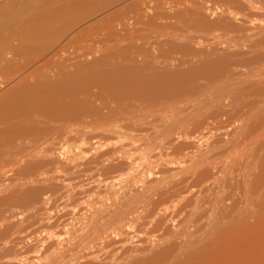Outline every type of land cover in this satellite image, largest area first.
<instances>
[{
  "label": "bare ground",
  "instance_id": "bare-ground-1",
  "mask_svg": "<svg viewBox=\"0 0 264 264\" xmlns=\"http://www.w3.org/2000/svg\"><path fill=\"white\" fill-rule=\"evenodd\" d=\"M79 1L80 0H52V2L47 1V5L44 2L43 4L42 2L38 3L41 4L40 8L38 7L39 10L42 7H46L44 9L42 8V12H37V10L29 11L31 15L36 12L37 14L39 13V16L32 20V24L28 25L30 27L26 25L29 23L27 20L28 23L23 22L24 20L21 21L22 23L20 22V24L23 26L25 24V26H20L21 28L18 30L19 33L20 31L22 32L20 35L16 32L17 30L15 31L19 35L17 42L22 39L21 36L27 27L28 29H26V33H24L26 37L23 35V38L27 39L29 37V41L32 38H30L31 35H34L32 38L33 41L34 37L36 39L38 37L40 38L38 35L48 36L47 38L43 37L45 41L48 39V45L54 44V42L52 43L49 40L50 36L61 41L63 37L60 39L61 37L59 35L61 33L59 25L64 19L66 11L69 12L71 9L73 11L67 12L69 15L65 18L67 20H63L65 24L71 21L70 25L72 26V22L75 23V21L68 20L69 17L73 19L72 13L75 14L78 12L79 17H82L81 19L85 21V15L87 16L88 12L90 14L93 10L90 5L92 9L84 7L83 0L80 1L82 7L74 4L76 2L79 3ZM90 1L91 0L88 2ZM93 1L91 2L93 3ZM159 1L155 0L158 4H154L155 2L152 3L151 1L154 9V5L158 6L159 3L162 2V0L161 2ZM191 1V6L188 5L190 8L194 4V1L190 0V2ZM58 2H60V4ZM107 2L106 0V3ZM130 2L127 4L132 3ZM148 2H150V0ZM206 2H212V0H206ZM214 2L222 6L221 8L219 7L220 10L218 8L217 18L210 21V19H208V14L216 16V12L213 9L205 7H208V5L211 6V4L213 5ZM214 2L202 7V9H207L206 11L196 10L197 8L193 10V7L192 9L185 10L186 5H184V7L181 5V8H179L180 6L177 7L180 11H182V8H185L183 12L174 14L172 12L173 10L170 8L172 16L176 17L175 20L185 21L186 24L189 23L188 28L189 26H194L202 31L203 29H207V31L209 29L212 31L216 29L219 32L217 36H214L211 41H208L205 45H199V47L193 49L197 52L194 61L189 58L184 62V64H187L186 67L189 65V70L190 64L194 66L195 63L199 64L208 61L204 65L202 64L203 66L200 65L202 67L196 68L197 66H195L196 69L191 68L189 72H185L179 68V72L181 70L185 73H179L177 76L175 74L164 75L166 73H159L160 76L142 77L135 70H132L134 67H137L136 64L133 68L130 67V70H127L126 67V71L121 70V72L119 70L120 73L118 74H113L111 72L107 73L108 71L105 72L107 68L110 71L109 66L106 65L105 67L107 68L105 70L101 68L103 65L100 66V70H103L102 72L107 74L99 72V70H97L98 72L94 71V74L90 71V74L95 76L96 73H98L97 77L100 73L103 74L104 77H100L102 78L100 80L111 90H113L114 87L116 89V85L119 82H121L120 85L124 82V87L129 86L132 95L137 99H152L158 101L160 96L165 95L172 99H169L170 102H161V100L158 104L156 103L157 101H154L156 104H151L147 103L149 101L142 103L139 100L130 101L129 104H124V106L112 105L110 107H105L103 104L104 102L95 101L97 98L93 100L91 96L89 100H93L94 102H88L86 98L79 97L80 92L82 93L83 91L82 89L91 81L87 78L86 72V78L81 77L80 79H76L74 77L75 79H73L70 77H62L63 79L60 80L61 77H59L58 81L45 82L46 80H44V77H48L49 75L47 76L45 73L46 75L43 77L44 73L42 74L41 70L37 69L38 74L35 73L34 75L32 73H26L25 70L23 72L22 68H20L22 71L18 68L19 70H17L18 72L16 73L20 74L19 71H21L23 74L21 73L22 75L18 78L16 76L17 79H15V81L13 80V82L6 84L8 81L6 82L4 79L3 81L0 80L2 81L0 84V208H4V205H10V203L14 204L15 202L16 205H18L17 202L31 204V206L26 208L22 207L20 210L18 208L14 209V207H12V209H10L11 207L9 208L11 211L9 209L7 211L4 210V212L6 211L7 213L8 211H18V214H16L17 216L13 215L14 219L12 222H16L14 225L8 226L9 222H7L8 224L4 222V218L2 219L3 216L0 218L2 219L0 220V227L3 229L0 231V238L5 237L4 239H0V249L11 251L13 249L12 247L19 248V245L21 246L22 244L15 241V238L19 235V230L22 231V229L28 227L29 223V225H31V223H35L36 220L39 221V224L42 222H46L47 224L56 220L60 222H57V224L55 223L49 229L45 228V234L43 235H46V237L42 239L41 247H34L32 249L33 252L37 254L44 250L46 253L43 252V256L41 255L42 257L36 258L35 256V258H31V256V259H26V255L25 258L20 257L18 261L16 259L17 256H15L16 258H13L14 262L16 259L18 264L264 263V251L258 252L255 255V250L253 252L254 255L252 252L250 253L252 256L248 253L253 248L252 244H255L253 239L256 238V236L257 238L260 237V239L262 237L264 240V23L260 24L261 22L259 20H261V18L258 20V23L260 22L259 24L256 22L258 17L264 18V0H215ZM106 3H104L103 6ZM187 3H189V1H187ZM216 3L213 7H215ZM113 4L114 2L109 5L114 7L115 5ZM87 5L88 3L85 6ZM150 5L151 4H148L147 7L149 8ZM32 6L34 7L35 5ZM106 6L107 10L108 7L112 8L108 5ZM193 6H195V4ZM74 7L79 11L76 10V12H74ZM80 7L83 9L82 12H85V15L80 12ZM144 7H142V9ZM86 8L87 10L89 9V11L86 10V12ZM99 8L100 10L104 9L101 7ZM174 8L177 10L176 5ZM97 9L95 10L99 12L100 10ZM19 10L22 11L21 8ZM95 10L93 11L94 13L96 12ZM148 10H145V12H151V10ZM219 11L220 13H218ZM79 12L83 14L84 17L83 15L81 16ZM120 12L123 13V9ZM156 12L159 13L157 10L155 13ZM25 13L29 14L28 12ZM137 13L139 16L142 12L140 13V11H137ZM252 13H254L255 16H252L254 15ZM97 14L98 13H96V15ZM131 14H133V12ZM131 14H129L128 17H131ZM159 14L162 15L161 12ZM256 14H258V16ZM75 15L74 17L78 16ZM90 15L88 16L90 17ZM133 15H135V18L138 17L136 13ZM155 16L156 15H154V17ZM105 17L104 19L106 20L107 18ZM164 18H167V16ZM19 19L21 18H18L16 22H18ZM146 19H148L147 23H149V19L154 18L147 17ZM160 19L161 18L158 20ZM171 19L173 18L171 17ZM154 20H156V18ZM79 21V25L81 26L80 23L82 20L79 19ZM104 21L101 23V26L105 23L104 26H106L107 30L108 24L111 25L110 22L113 23V20L110 22ZM130 21L133 22L132 19ZM151 21L149 25L154 24V21L152 24ZM93 22H95V20ZM135 22H137L136 19ZM76 24L73 25L76 27ZM87 24L84 25V27L87 26ZM96 24L95 28L97 25L100 26V23ZM118 24V22L115 23V25ZM131 24L133 25L134 22ZM90 25L94 26V23ZM144 25L146 24L144 23ZM88 26L87 29H89ZM77 27L79 26L77 25ZM82 27H80L79 30H81ZM84 27L81 30H84L82 33L87 31ZM90 28L93 29L94 27L91 26ZM99 28H96V30ZM180 28L182 29L181 26ZM109 30L110 29H108V32H110ZM113 30H115V28ZM210 30L208 32H210ZM2 31L4 30H1V32ZM61 31L64 32V29H61ZM117 31L118 30H116V32ZM97 32H99V30ZM208 32L206 34H208ZM64 33L67 34L65 35ZM64 33V37L66 38V36L69 35V31ZM80 33L79 31L78 34L80 35ZM7 34L5 36H7ZM75 34L72 33L73 37H70L76 39L78 35L76 34V36ZM103 34L101 36H103ZM118 34L120 35V33H117V35ZM10 35H12V33ZM10 35L8 34L7 37L9 38ZM94 35L95 34H93L92 37ZM107 35V38H105V35L103 38L105 41L107 39L108 42L110 34L107 33ZM58 36L60 38H57ZM61 36L63 35L61 34ZM86 36H83L84 38L81 37L80 42H82V39L86 41ZM89 36L90 35H88V37ZM173 36V40H168L175 43L179 40V37L175 34H173ZM51 37L50 39L55 41V39ZM140 37L137 36L138 39H140ZM2 38L3 37H1V39ZM142 39L143 38H141V41ZM67 40L66 38L65 42ZM100 40L101 39H95L94 41L96 45L98 44V47L99 45H105L104 40ZM116 40L113 42L115 43ZM132 40H130V42ZM22 41L24 40H21L20 43H23ZM62 41H64V39ZM123 41H125V39ZM181 41L186 43L188 39H182ZM14 42L16 41L13 40V43ZM42 42L43 39L41 40V44H39L40 41L37 42V44L41 46H37L34 42L36 50L38 47L44 45V42L43 44ZM69 42L66 44L73 45L74 41L71 43ZM87 42L89 41H86V43ZM92 42L91 44L93 45ZM107 42L106 45H108ZM163 42L165 41L157 36L155 37V42H152V45L154 48H160L164 45ZM10 43L11 42H9V44ZM63 43L64 42H62V44ZM126 43L127 42H125V44ZM131 43L127 44L129 48L124 45L123 47H126V50L128 49L127 51L133 53L136 46L134 44L135 47H133V42ZM165 43L168 44V42ZM4 44L5 41L1 40L0 50H2ZM14 44H16L17 48V43ZM28 44L30 43L26 42V46L25 43L23 44V50L28 46L30 50L31 47H34L32 44ZM178 44L177 46H179V48L175 46L177 49L188 50L190 46L180 47ZM71 45L67 48L64 45L65 51L70 50L71 52ZM83 45L84 44H82L81 47H83ZM96 45L95 48L97 47ZM112 45L109 50L113 52L107 50L108 53L104 54L105 57L110 53H112L110 55H113L115 52L118 53L114 51L115 49H111ZM57 46L60 47L59 44ZM171 46L169 48L175 49L173 48L174 45L173 47ZM19 47L22 49L20 45ZM43 47L46 51L51 50L50 52H52L54 48L50 49L49 47L48 49L46 48L48 47L47 45ZM86 47L88 48V45ZM86 47L85 49L87 50ZM98 47L95 53L99 51ZM58 48H55V50L58 51ZM130 48L133 49V52ZM42 49L43 48H41V50ZM44 49L42 51H44ZM117 49L119 48H116V50ZM138 49H140V47ZM36 50H33L34 52H31V50L29 52L31 54H28V51L27 53L24 51V55L27 54L29 56L25 55L24 60L21 58L24 63L26 62L25 60L28 62L29 58H32V56H30L32 53L34 56ZM41 50L38 49L36 51H39L38 53L41 52L40 55H44L39 58H46L45 54H43L45 51L42 52ZM63 50L60 51V53H64L65 51ZM103 50L105 49L103 48ZM142 50L135 51L141 53ZM145 50H143V52ZM152 50L148 51L151 53ZM67 51V54L70 53ZM88 51L89 50H87V52ZM92 52V50L89 52L92 54L90 60H92L93 55L94 57L97 55ZM45 53L46 55L49 54L48 52ZM54 54L52 57H54L57 62V57L55 58ZM147 54L149 53L147 52ZM24 55L22 56L23 58ZM40 55L38 54V56ZM118 55L120 54H117L116 58ZM19 56H21V53ZM70 56L64 57L59 64H57L54 59L52 60L57 64L55 73H59L60 75L63 69L68 71V69L70 67L72 69L74 65L78 67V61L83 57L80 59L77 57L73 58V54L71 57ZM77 56L80 57L78 53ZM81 56H84L83 53ZM104 56L102 55L103 58ZM96 57V62L98 59L101 61L100 57L97 59ZM126 57L128 56L126 55ZM143 57L144 56L141 58ZM3 58L0 60L3 61ZM35 58H32L34 59V63H36L37 59L40 60L36 56ZM138 58L136 57L135 60V57H133L134 61H137ZM149 58H147L146 61H148ZM8 59H4L6 64L8 63ZM16 59L14 57L13 61ZM21 59L16 61H20L21 63ZM46 59L50 61L48 57ZM1 61L0 70L4 72V67L9 63L7 65L2 64ZM88 61L87 64L90 63H88ZM178 61L182 60L177 59L176 64H179ZM111 62L113 63V60ZM30 63L33 64V62ZM30 63L29 65L28 63L24 65L29 67ZM109 63L107 64L109 65ZM112 63L111 67L113 66ZM119 63L121 64L122 60L117 62V64ZM55 64H49L50 69L51 65L54 66ZM122 64L124 65V63ZM180 64H182V62ZM11 65L12 64H9V66H7V71L8 69L9 71L11 70ZM44 66L46 67L45 69H48L47 64L43 65V67ZM81 66L83 65H80L78 69ZM92 66L94 69V65ZM91 67L89 68L91 69ZM167 67V64L163 63L159 65V67L151 66L148 70L153 71L158 68L167 69ZM89 68H85L88 74ZM168 68L171 69L170 67ZM45 69L43 70L45 71ZM116 69L118 68L116 67ZM32 70L31 68L30 72H32ZM7 71L4 72L3 75L7 73ZM81 72L83 75V71ZM175 72L177 73V71ZM10 73L12 74V72ZM65 73L67 74L69 72ZM76 73L78 74V72H72L70 74ZM162 74L163 76H161ZM40 77L44 78V82H42L43 80H39ZM195 78H199L197 84L191 88L183 89L181 83L189 79L195 80ZM10 79L5 78V80ZM91 79H93L92 76ZM91 83H93V81H91ZM191 83H193V81ZM97 84L96 86H98ZM135 86L139 88L137 89L139 90L138 92L133 90ZM119 87L120 86H117V88ZM136 87L134 89H136ZM106 89L110 91V89ZM123 89L124 88H122V90ZM161 89H167L168 91L165 92ZM158 90H161V93L164 91V93L161 95ZM97 91L96 95H98ZM110 92L109 94L113 93ZM115 92L117 93V91ZM102 94L101 96H104V91ZM130 94L128 92L127 96ZM92 95L95 96V94ZM123 95L122 98L124 97ZM107 97L105 98L104 96L102 98L107 99ZM63 140H74L79 143V146H77L78 149L76 151L73 150L75 152L67 156L64 160L62 159L63 156L61 157V153L63 154L66 149H70V147H67V143L65 142L61 144ZM21 174L31 175H28V177L26 175L27 178L21 182L17 181V183H14V179L13 183H11V177H16V175ZM6 212L4 215L7 214ZM61 214L63 215L61 216ZM8 217L10 218V215ZM7 220L8 219H6V221ZM34 225L35 227L38 226L36 224ZM254 228L255 230L256 228L260 230L259 232L256 231V234H259L256 235L255 231L253 232ZM41 230L39 228V231ZM39 231L37 230L38 233ZM23 232L24 231H22V233ZM22 233H20L21 236ZM26 233L23 234L26 235ZM25 239H27V237L24 238V240ZM28 240L26 242H28ZM258 240L257 242H259ZM24 249L25 248H23V250ZM19 250L22 251L21 249ZM25 251H23V253H25ZM8 253L10 255V252ZM22 255L24 256V254ZM3 260L4 259H2V262ZM10 260H12V258ZM11 264L13 263L11 262Z\"/></svg>",
  "mask_w": 264,
  "mask_h": 264
},
{
  "label": "rangeland",
  "instance_id": "rangeland-1",
  "mask_svg": "<svg viewBox=\"0 0 264 264\" xmlns=\"http://www.w3.org/2000/svg\"><path fill=\"white\" fill-rule=\"evenodd\" d=\"M47 1H51L52 2V0H32V1H30V0H0V18H1V20H0V41L1 40H3V41H5V44L2 46V50H0V59H2L3 57V61H1L2 62V64H6L5 62H4V59L6 60V59H8V63L9 64H12L11 65V70L9 71V69H8V71H7V66H9V64L7 65V66H5L4 67V72H6L7 71V73H5L4 75H3V73L4 72H2L1 70H0V72H2V73H0V80H2L3 81V79H4V81H8L6 84H8V83H10V82H13V80L15 81V79H17L19 76H21L23 73L21 72L22 70H23V72H24V70H25V72L26 73H32V74H34L35 75V73L36 74H38V70L37 69H39V70H41V73L43 74L44 73V75H43V77L47 74V76L48 77H40L39 78V80H46L45 82H48V81H53L54 82V80H57L58 81V79H59V77H61L60 78V80H62L63 78H65V77H70V78H73V79H80L81 77L82 78H86V74H87V78H89L91 81H93V83H91V81H90V83L85 87V88H83L82 90L83 91H85V92H83L82 90V93L80 92V94H79V97L81 96V97H83V98H86L87 99V101L88 102H94L93 100H95L96 98V100L95 101H100V102H104L103 104L105 105V107H110V106H117V105H119V106H124V104L126 105V104H129L130 103V101H139L140 100V102H142V103H146L147 101H149V102H147V103H151V104H158V103H160V101L161 102H167V101H169L170 102V100H172L171 98H169L168 96H163L162 95V93H164V91L165 92H167L168 90L167 89H161V90H164V91H162V93H161V90H158V92H159V94H161L162 96H160L159 97V99H158V101L157 100H152V99H150V100H148V99H137L136 97H134L133 95H132V92H131V88H129V86H126V87H124V82H123V84L122 85H120L121 84V82H119L117 85H116V89H115V87H114V89L113 90H111L106 84H104V82H101V80L100 79H102L104 76H103V74H99L98 75V77H97V74L98 73H96V76L95 75H93L94 74V71L95 72H98L97 70H99V72H102L103 70H100V66H102L103 65V67H101L102 69H106L107 67H105V65L106 66H109V68H110V71H109V69L107 68L106 69V71L105 72H107V73H113V74H118V73H120V71L122 70H124V71H126L125 70V67H126V69L127 70H130L131 68H133V66H135V64H136V66L137 67H134L132 70H135L140 76H142V77H148V76H154V75H157V76H160V74L161 73H166V74H164V75H168V74H170V75H178L179 73L181 74V73H185V72H189V71H191L190 69L192 68V69H196V68H200V67H202L206 62H208V61H206V62H201V63H195V64H198V65H195L194 63V66L193 65H191L190 64V68H189V70H188V67H189V65H188V67H186L187 66V64H184V62H186L187 61V59H189L190 58V60H192V61H194L195 60V57H196V55H197V52L195 51V50H193V49H196L197 47H199V45H205L208 41H211V39L214 37V36H217L218 35V31L216 30V29H214L213 31L212 30H210V32H208L207 31V29H203V31L202 30H200L199 28H196V27H194V26H189V28H188V24H186V22L185 21H183V22H185V23H183L182 21H180V20H178L177 21V19L175 20V16L173 17L172 16V13L170 12V8H171V10H173L172 12L175 14V13H177V12H183V10L185 9V8H182L181 10L182 11H180L179 9H178V7L179 8H181V5H183L182 7H184V5H186V9L185 10H189V9H192V7H193V10L194 9H196V10H201V11H206L207 9H202V7H205V6H207L208 4H211V3H213L215 0H212V2H206V0H193L194 1V4H195V6H198V7H195V6H193L192 5V7L190 8L188 5H190V3L192 4V1L190 2V0H162V2H161V0L159 1V0H157V1H159V2H161L163 5H164V8H163V5L161 4V3H159V5H161V6H157V5H154L155 6V9H154V7H153V5H152V3L153 2H155V0H150V2H148L149 0H112V2H111V0H107L108 2L106 3V0H91V1H93V3L90 1V2H88V1H82V0H80V1H82L84 4H83V6L84 7H88L89 9L92 7L93 8V10L90 12V14H89V12H88V15H90V17L87 15H85L82 11H83V9H81V7H82V4L80 3V1H79V3L78 2H76V3H74V4H76L77 6L79 5V6H81L80 7V12H82L84 15H85V17H84V15L83 14H81L80 12V15L82 16L83 15V17H84V19H86L85 21H83V19H81L82 17H79V15H78V12H76V10H77V8H75L74 9V12H76L75 14L74 13H72L71 15L73 16H71L73 19H70V17L68 18V20H74L75 21V23L74 22H72L74 25L76 24V22H77V24H76V27H77V25L79 26V27H75L73 24H72V26L70 25L71 24V21H69V22H66V24L64 23V21L63 20H67V19H65L66 18V16L68 15V13L71 11V12H73L72 11V9L71 10H69V12L68 11H66V15L64 16V19L61 21V23H60V25H59V27H60V33L63 35V36H61V34L57 37V38H60V39H62V37H63V39H64V41H62V42H64L63 44H62V42L60 41V40H56V38H52L51 36V38L52 39H55V41L53 40H51L50 39V37H49V40L53 43L54 42V44H55V42H56V44L54 45V44H50V45H48L49 43H48V39L45 41V37L47 38L48 36H41V35H38V36H40V38L38 37L37 39H38V41H37V39L34 37V41L32 40V38H33V36L31 35L30 36V41H29V37L27 38L28 39V41H27V39H25V38H23L24 36H25V34L24 33H26L25 32V30L26 29H28V27H30V26H28V25H31L32 24V20L33 19H35L36 17H38L39 16V13L37 14L35 11L37 10V12L39 11V12H42L43 10H42V8L44 9L45 7H42L40 10H39V8H40V6H41V4H38V3H41L42 2V4H43V2L47 5ZM54 1V0H53ZM57 1V0H56ZM121 1H123V2H121ZM133 3H131V2ZM151 1H152V3H151ZM187 1H189V3H187ZM196 1V2H195ZM208 1V0H207ZM209 1H211V0H209ZM114 2V4L113 5H115L114 7L111 5H109L110 3L112 4ZM118 2V3H117ZM131 3V4H127V3ZM175 2V3H174ZM59 4H60V2H58ZM88 3V5L87 6H85L86 4ZM104 3H106L104 6H103V4ZM169 3V4H168ZM197 3V4H196ZM201 3V4H200ZM216 2H214V4H215ZM48 4H49V2H48ZM102 4V5H101ZM148 4H151L150 6H149V8L147 7V5ZM154 4H158V2H155ZM207 4V5H206ZM213 4V5H214ZM19 5V6H18ZM30 5H31V8H30ZM32 5H35L34 7L32 6ZM58 5V4H57ZM91 7H90V6ZM106 5H108V6H110V7H112V8H109L108 7V10H107V6ZM126 7H125V6ZM129 5V6H128ZM142 5V6H141ZM176 5V9L177 10H175V8H174V6ZM200 5V6H199ZM213 5L211 4V6L210 5H208V7H205V8H208V9H213L215 12H216V16H214L213 14L212 15H209L208 14V16H209V18L208 19H210V21H213V20H215L216 18H217V11H218V8L220 7L221 8V4L219 5V3H216V5H215V7H213ZM8 6V7H7ZM44 6V5H43ZM60 6V5H59ZM103 6V7H102ZM144 6H146V7H144ZM178 6V7H177ZM191 6V5H190ZM19 7V8H18ZM39 7V8H38ZM83 7V8H84ZM99 7H101V8H106L105 10L103 9H101L100 10V8ZM142 7H144L143 9H142ZM162 9H161V8ZM22 9V11L21 10H19V9ZM29 8V9H28ZM38 8V9H37ZM91 8V9H92ZM98 8V9H97ZM119 8V9H118ZM123 9V13L122 12H120L122 9ZM150 8H152V9H150ZM173 8V9H172ZM188 8V9H187ZM199 8V9H198ZM216 8H217V10H216ZM220 8H219V10H220ZM89 9L87 10V8L85 9V11L87 10V11H89ZM95 9H97V10H100L99 12L98 11H96ZM117 9V10H116ZM121 9V10H120ZM141 9V10H140ZM151 10V12H153V13H151L149 10ZM32 11V10H35L34 12L35 13H33V14H37V15H31V13L29 12V11ZM96 11L95 13L93 12V11ZM145 10L147 11H149V13H150V16H149V13L148 12H145ZM159 11V13L161 12V14L163 15H160L159 13H155V11ZM162 10V11H161ZM179 10V11H178ZM77 11H79V10H77ZM86 11V12H87ZM102 11V12H101ZM114 11V12H113ZM136 11V12H135ZM137 11H140V15L138 16V13H137ZM169 11V12H168ZM175 11V12H174ZM25 12H28L29 14H26ZM68 12V13H67ZM93 12V13H92ZM116 12H119V13H116ZM133 12V14L134 13H136V15L139 17V19H138V17L137 18H135V15H133V14H131ZM13 13V14H12ZM18 13V14H17ZM96 13H98L97 15H96ZM100 13V14H99ZM116 13V14H115ZM147 13V14H146ZM167 13V14H166ZM218 13H220V11L218 12ZM15 14H17V15H15ZM24 14V15H23ZM87 14V13H86ZM93 14V15H92ZM113 14V15H112ZM129 14H131L130 16L132 17H128V15ZM145 14H146V18L148 17H152V18H156V20H154V19H149V23H147L148 22V19H146L145 18ZM252 14H254V13H252ZM252 14H249V15H252ZM2 15V16H1ZM7 15V16H6ZM13 15V16H12ZM19 15V16H18ZM22 15V16H21ZM25 15H29L28 17L27 16H25ZM74 15L75 16H77V17H74ZM95 15V16H94ZM143 15V16H142ZM152 15V16H151ZM154 15H156L155 17H154ZM169 15H171V16H169ZM257 16H258V14H256ZM18 16V17H17ZM69 16V15H68ZM67 16V17H68ZM105 16H107V17H105ZM161 16V17H160ZM165 16H167V18H164ZM169 16V17H168ZM252 16H255V14L254 15H252ZM15 17V18H14ZM25 17H27V18H25ZM89 17V18H88ZM91 17H92V19H91ZM95 17V18H94ZM104 17L105 18H107L106 20L104 19ZM141 17V18H140ZM145 19H144V18ZM171 17L173 18V19H171ZM13 18H14V20H13ZM18 18H21V19H19V21L18 22H16L17 20H18ZM76 18H77V21H76ZM110 18V19H109ZM143 18V19H142ZM159 18H161L160 20H158ZM213 18V19H212ZM261 18V20H259ZM6 19V20H5ZM31 19V20H30ZM79 19L80 20H82L81 21V26L79 25ZM90 19V20H89ZM102 21H101V20ZM133 20V22H134V24L132 25L131 23H133V22H131L130 20ZM135 19H136V21L138 22H135ZM138 19V20H137ZM167 19V20H166ZM5 20V21H4ZM24 20V21H23ZM29 22H27V21ZM95 20V22H93V21ZM106 21V22H110L111 20H113V23L112 22H110V24L111 25H109L108 24V27H107V30H106V26H104V24H103V26L105 27V29H104V27L103 26H101L102 24V22L103 21ZM119 20V21H118ZM141 20V21H140ZM152 20V21H151ZM169 23V25H168V23L166 22V21ZM170 20V21H169ZM258 20L261 22H259L260 24H262V23H264L263 21H264V18H262V17H258L257 18V23H258ZM21 21H23V22H27L28 24H26L27 26V28L24 30V33L22 34V39H21V37H20V39L21 40H24V41H26V42H28V43H30V44H28V45H31L32 44V46H34V42L37 44V42H39L40 41V43L39 44H41V40L43 39V42H44V45L43 46H48V47H46V48H48L49 49V47H50V49H52L53 47V49H52V52H50L49 50L48 51H46V49H44V47L42 46V47H38V49H40L41 50V48H43L44 49V51L45 52H50L48 55H46V53L44 52V51H42V52H44L43 54H45V57L47 58L48 57V60H50V61H47V59L46 58H39V57H41V56H44V55H40V53H38V52H36L37 50H36V46H34V47H31V50H30V47L28 46L25 50H23V44L25 43V46H26V42H24V41H22L23 43H20V41L19 42H17V40L19 39V35L22 33L21 31H20V33L18 32V30H20V26L22 25V24H20V22ZM99 21V22H98ZM104 21V22H105ZM122 21V22H121ZM145 21V22H144ZM150 21H151V24H152V22L154 21V24H152V25H149L150 24ZM15 22V23H14ZM84 22V23H83ZM94 23V26L93 25H90V24H93ZM119 23L118 25H115V23ZM143 22V23H142ZM181 22H182V24H186L187 25V27H186V25L184 26V25H182L181 24ZM22 23V22H21ZM69 23V24H68ZM88 23V24H87ZM98 23H100V26L99 25H97ZM123 23V24H122ZM144 23L146 24V25H144ZM258 23V24H259ZM13 24V25H12ZM18 26H17V25ZM20 24V25H19ZM68 24V25H67ZM87 24V26L89 25L90 27L92 26V27H94L95 28V24L97 25L96 26V28H99V27H101V28H99V29H97L96 30V28H95V30H94V28L93 29H91L89 26H88V28L89 29H87V26H85L84 27V25H86ZM143 24V25H142ZM12 25V26H11ZM132 25V26H131ZM159 25V26H158ZM162 25H163V27H162ZM24 26H25V24H24ZM23 25H22V27H24ZM84 27V29H87V31L86 32H84V33H82L83 31H81L82 29H83V27ZM126 26V27H125ZM129 26V27H128ZM146 26V27H145ZM148 26V27H147ZM157 26V27H156ZM176 26V27H175ZM180 26L182 27V29H184V30H182L181 28H180ZM6 27V28H5ZM58 27V28H59ZM80 27H82L81 28V30H79L80 29ZM118 29H117V28ZM124 27V28H123ZM139 27V28H138ZM161 29H160V28ZM173 27V28H172ZM184 27V28H183ZM186 27V28H185ZM194 27V28H193ZM3 28V29H2ZM14 28V29H13ZM115 28V30H113ZM136 28H138V29H136ZM142 28V29H141ZM150 28V29H149ZM24 29V28H23ZM22 29V30H23ZM61 29H64V32H67V31H69V35H67L66 36V38L68 39L67 41L69 42V40H70V42L69 43H71L72 41H74L73 42V45H71L72 47H71V52H70V50H66L67 52H70V53H66V51H65V46H66V48L67 47H69L70 45L69 44H66V43H68L67 41L65 42V40H66V38L64 37V34L66 35L67 33H64V32H62L61 31ZM91 29V30H90ZM108 29H110L109 31L110 32H108ZM123 29H124V31H123ZM131 29V30H130ZM136 29V30H135ZM145 29V30H144ZM181 29V30H180ZM1 30H4V31H2L1 32ZM17 30V31H16ZM75 30V31H74ZM99 30V32H97ZM102 30H104V31H102ZM116 30H118L117 32H116ZM122 30V31H121ZM126 30V31H125ZM133 30H135V31H133ZM161 30H163V31H161ZM205 30V31H204ZM18 32L19 33V35L16 33V32ZM81 32L80 33V35L78 34V32ZM128 31H130V32H128ZM139 31V32H138ZM142 31V32H141ZM157 31V32H156ZM178 31V32H177ZM208 32V34H206L207 32ZM12 33V35H10L11 33ZM16 34H15V33ZM77 32V33H76ZM93 32H95V33H93ZM97 32V33H96ZM150 32V33H149ZM153 32V33H152ZM180 32V33H179ZM214 32V33H213ZM216 32V33H215ZM4 33V34H3ZM10 35V37L8 38L7 36H8V34ZM64 33V34H63ZM72 33H76L75 35L77 36L76 37V39H73V38H71V37H73V35H72ZM90 33V34H89ZM95 34L94 36H96V37H92V35L93 34ZM104 33V34H103ZM107 33H109L110 35H109V41L107 42V39H106V41H105V39L103 38V36L105 35V38H107ZM117 33H120V35L122 36H120L119 34L117 35ZM131 33V34H130ZM177 33V34H176ZM202 33V34H201ZM211 33H213V34H211ZM3 34V35H2ZM7 34V36H5ZM15 34V35H14ZM34 34V33H33ZM86 34H87V36H86ZM98 34H99V37H98ZM103 34V36H101ZM124 35V37H123V35ZM149 34V35H148ZM173 34H175L176 36L177 35H179V36H177V37H179V40H177L178 41V43H177V41L174 43V42H172L171 40H168V39H172L173 40ZM24 35V36H23ZM27 35V34H26ZM37 35V34H36ZM35 35V36H36ZM82 35V36H81ZM88 35H90L89 37H88ZM107 35V36H106ZM127 35V36H126ZM136 35V36H135ZM147 35H148V37H147ZM186 35V36H185ZM14 36H16V37H14ZM27 36H29V35H27ZM71 36V37H70ZM79 36H81L82 38H84L83 36H86V38L85 39H87L86 41H89V42H87L86 43V41H84V39H82V42H84V43H82V42H80L81 41V37H79ZM118 37V39H117V37ZM136 38H135V37ZM137 36L138 37H140V39H138L137 38ZM161 37V39H163L165 42H168V44L167 43H165V42H163L164 43V45H162L160 48L158 47H155L156 48V50H155V48L153 47V43L155 42V37ZM1 37H3L2 39H1ZM6 37V38H5ZM18 37V38H17ZM26 37V36H25ZM37 37V36H36ZM42 37V38H41ZM44 37V38H43ZM70 37V38H69ZM78 37H79V39H78ZM88 37V38H87ZM114 37H115V39H114ZM129 39H127V38ZM146 37V38H145ZM176 37V38H177ZM180 37H181V39H180ZM8 39V40H5V39ZM12 40H11V39ZM14 38V39H13ZM16 38V39H15ZM75 38V37H74ZM95 38V39H101L102 41L104 40V42H105V45H106V42H107V44L108 45H103V46H100L99 45V47H98V44L96 45V43L94 42L95 41V39L93 40V39ZM110 38H111V40H110ZM135 38V39H134ZM141 38H143L142 39V41H141ZM40 39V40H39ZM91 39V40H90ZM118 41H117V40ZM125 39V41H123ZM128 41H127V40ZM133 39V40H132ZM137 39V40H136ZM146 39V40H145ZM167 39V40H166ZM178 39V38H177ZM185 40V39H188V41L186 42V43H183L181 40ZM11 40V41H10ZM13 40L14 41H16V42H14V43H17V48H16V44H14L13 43ZM100 40V41H101ZM114 40H116L115 41V43L113 42ZM120 40V41H119ZM130 40H132L131 42H133V47H135L136 49H134V52H133V49H131L132 50V52L133 53H131V51H127L126 50V47H123V45L124 46H127V48H129L128 47V45L127 44H130L131 42H130ZM135 40V41H134ZM139 40V41H138ZM189 40H190V42H189ZM8 41V42H7ZM37 41V42H36ZM60 41L61 42V44H62V46H61V44H60V42L58 43V42ZM76 41V42H75ZM93 41V42H92ZM137 41V42H136ZM179 41H181V42H179ZM206 41V42H205ZM9 42H11L10 44H9ZM33 42V43H32ZM43 42H42V44H43ZM50 42V43H51ZM91 42L93 43V45L91 44ZM113 42V43H112ZM122 42V43H121ZM123 42H124V44H123ZM125 42H127L126 44H125ZM139 42H140V45H139ZM144 42V43H143ZM153 42V43H152ZM170 42H171V44H170ZM19 43V44H18ZM45 43H47V44H45ZM74 43H75V45H74ZM110 43V44H109ZM118 43V44H117ZM174 43V44H173ZM183 43V44H182ZM192 45H191V44ZM200 43V44H199ZM22 44V45H21ZM39 44H37V46L39 45ZM60 45V47L62 48H60L59 46H57V45ZM76 44H77V46H76ZM82 44H84L83 45V47H81L82 46ZM113 44V45H112ZM132 44V43H131ZM134 44H135V46H134ZM147 44V45H146ZM167 44V45H166ZM174 45V47H173V45ZM177 44L178 45H180V47H184V46H189V49L188 50H183V49H177V48H179V46H177ZM19 45L22 47V49H20V47H19ZM65 45V46H64ZM88 45V48L86 47ZM95 45L98 47V50L99 51H97L96 53H95V51H96V48H95ZM112 45V47H111V49L112 50H114V51H117L118 53H113V55H110V54H112V53H110V54H108L106 57L104 56V54H107L108 53V51L107 50H109L110 49V46ZM137 45H138V48L140 47V49H138L137 48ZM168 45H172L171 47H173V48H175V49H171V48H169L170 46H168ZM39 46H41V45H39ZM57 46V47H56ZM64 46V47H63ZM75 46V47H74ZM108 46V47H107ZM122 46V47H121ZM130 46V45H129ZM143 46V47H142ZM177 48H176V47ZM191 46H193V47H191ZM19 47V48H18ZM59 47V48H58ZM76 47H78V48H76ZM85 47L87 48V50H89L88 52H87V50L85 49ZM101 47V48H100ZM105 49V50H103V48ZM131 47H132V45H131ZM132 47V48H133ZM144 47H146V48H144ZM165 49H164V48ZM195 47V48H194ZM5 48V49H4ZM8 48V49H7ZM32 48H34V49H32ZM55 48H58V51H56L55 50ZM74 48V49H73ZM77 50H76V49ZM106 48H108V49H106ZM116 48H121L120 49V51H119V49H117L116 50ZM125 48V49H124ZM145 50V49H147V50H145L144 52H143V50ZM150 48H154L153 50L152 49H150ZM162 48V49H161ZM64 49V50H63ZM70 49V48H69ZM81 49V50H80ZM129 49V50H130ZM169 49V50H168ZM10 51V52H8V51ZM22 50H23V52H22ZM33 50H36L35 51V53H34V56H33V53H32V55H30V56H32V58H35V56L37 57V58H39L40 60H38L37 59V61H36V63H34V59H30L29 58V60H28V62H27V60H25L26 62L24 63V59H25V55H27V54H25L24 55V51H26L25 53H27V51H28V54H31V53H29L30 51L31 52H34ZM54 50V51H53ZM65 51L64 53L63 52H61L60 53V51ZM91 50L95 53V54H101L100 56L98 55H95V57H96V59L98 58V57H100L101 58V61H104V62H101V61H99L100 59H98L97 60V62H96V60H95V57H94V55H93V57H94V59H93V57H92V60H90V56H92V54L91 53H89V52H91ZM124 50H126V51H124ZM140 51V50H142L141 51V53L139 52V53H137L136 51ZM151 51L152 50V55H151V53L149 52V51ZM162 50V51H161ZM165 50H167V51H165ZM171 50H172V52H171ZM179 50V51H178ZM83 51V52H82ZM101 51V52H100ZM107 51V52H106ZM109 51H111V50H109ZM178 51V52H177ZM188 51V52H187ZM5 53V55H4V53ZM92 52V53H93ZM111 52H113V51H111ZM128 52H129V54H128ZM143 52V53H142ZM147 52L150 54H147ZM161 52V53H160ZM166 52H167V55H166ZM181 52V53H180ZM194 52V53H193ZM20 53H21V56H19L20 55ZM36 53H38L40 56H38V54H36ZM56 55H55V54ZM60 53V54H59ZM66 53V54H65ZM77 53H78V55L80 56V57H78L77 56ZM82 53H83V55L84 56H81L82 55ZM103 53V54H102ZM125 53V54H124ZM159 55H158V54ZM196 53V54H195ZM24 55V58L22 57L23 55ZM54 54V56H55V58L57 59V62H56V60L54 59V57H52V55ZM59 54V55H58ZM72 54H73V58H80L81 59V57H83L81 60H79L78 62H79V64H77L78 65V67L80 66V65H83V66H81L79 69H78V67H76V65H74V66H72V69H71V67L68 69V71L66 70H61V73H60V75H59V73L57 74V73H55L56 71H55V69L57 68L56 66H57V64H59V62H61L62 61V59H64V57L66 58V57H69L70 55L72 56ZM91 54V55H90ZM115 54V55H114ZM117 54H120V55H118L117 56V58H116V55ZM123 54V55H122ZM155 54H156V56H155ZM176 54V55H175ZM179 54V55H178ZM181 54V55H180ZM193 54V55H192ZM4 55V56H3ZM14 55V56H13ZM58 55V56H57ZM62 55V56H61ZM76 55V56H75ZM88 55H89V57H88ZM102 55L104 56V58L102 57ZM126 55L128 56V57H126ZM144 56V57H146V58H141L142 56ZM149 55V56H148ZM183 55V56H182ZM5 56H9L8 58L7 57H5ZM13 56V57H12ZM16 56H19V57H16ZM28 56V55H27ZM50 56V57H49ZM59 56H61V57H59ZM70 56V57H71ZM108 56H109V58H108ZM113 58H112V57ZM125 57V58H122V57ZM130 56V57H129ZM154 56V57H153ZM175 56V57H174ZM177 56V57H176ZM186 56V57H185ZM194 56V57H193ZM14 57H15V59L18 61L19 59H21V63H20V61L19 62H17L16 60H14L13 61V59H14ZM29 57V56H28ZM59 57V58H58ZM85 57H86V60L88 61V63L90 62V63H92V64H87V61L85 60ZM120 57V58H119ZM133 57H135V60H136V57L138 58L137 59V61H134V59H133ZM150 57V58H149ZM151 57H152V60H151ZM167 57V58H166ZM169 57V58H168ZM184 57V58H183ZM108 58V59H107ZM119 58V59H118ZM122 58V59H121ZM147 58H149L148 59V61H146L147 60ZM156 58H157V60H156ZM163 58V59H162ZM176 58V59H175ZM180 58V59H179ZM183 58V59H182ZM186 58V59H185ZM194 58V59H193ZM28 59V58H27ZM36 59V58H35ZM43 59H45V60H43ZM54 59V61L57 63V64H55V62H53L52 60ZM84 59V60H83ZM115 59V60H114ZM124 59V60H123ZM130 59V60H129ZM145 60V61H143V60ZM168 59V60H167ZM177 59L178 60H182V61H178L179 62V64H176L177 63ZM41 60H42V63H41ZM59 60V61H58ZM78 60V59H77ZM95 61V63H94V61ZM113 60V63L111 62V61ZM117 60H119V61H117ZM122 60V63H124V65L121 63H119V64H117V62H120ZM39 61V62H38ZM45 61V62H44ZM83 61H84V63H83ZM86 61V62H85ZM93 61V62H92ZM128 61V62H127ZM149 61H150V63H149ZM156 61V62H155ZM158 61V62H157ZM4 62V63H3ZM16 62V63H15ZM23 62V63H22ZM30 62H33V64H31ZM37 62H38V64H37ZM99 62V63H98ZM101 62V63H100ZM110 62V63H109ZM132 62H134V63H132ZM137 62V63H136ZM141 62V63H140ZM154 62V63H153ZM167 64V66L168 67H170L171 69H169L168 67H167V69H169V70H167L166 68H164V69H162V68H158L157 70H153V71H149L148 70V68L149 67H151V66H155V67H159V65H161V64ZM182 62V64H180ZM14 63V64H13ZM17 63H19V64H17ZM28 63V65H29V63H30V66L28 67L27 65H24V64H27ZM40 63V64H39ZM80 63H82V64H80ZM86 63V64H85ZM105 63V64H104ZM107 63H109V65L107 64ZM111 63L113 64V66L111 67ZM117 64V65H115V64ZM131 63H132V65H131ZM148 63V64H147ZM151 63H153V64H151ZM157 63V64H156ZM175 63V64H174ZM23 64V65H22ZM45 64H47L48 66H47V68L48 69H45L46 67L44 66L43 67V65H45ZM49 64H55L54 66L53 65H51V69H50V67H49ZM96 64V65H95ZM127 66H129V67H127ZM147 64V65H146ZM151 64V65H150ZM203 64V65H202ZM31 65H33V66H31ZM39 65V66H38ZM92 65H94V69H93V66ZM131 65V66H130ZM139 65V66H138ZM180 65H181V67H180ZM200 65H202V66H200ZM35 66V67H34ZM85 66V67H84ZM92 66V67H91ZM97 66V67H96ZM119 66V67H118ZM142 66V67H141ZM172 66V67H171ZM195 66H197L196 68H195ZM34 67V68H33ZM36 67H39V68H36ZM43 67V68H42ZM89 68V67H91V69L89 70V74L87 73L88 71H87V69H85V68ZM116 67L118 68V69H116ZM120 67H121V69H120ZM131 67V68H130ZM147 67V68H146ZM6 68V69H5ZM10 68V67H9ZM17 68V69H16ZM20 68H22V70L21 71H19L20 72V74L18 75L16 72H18L17 70H19ZM33 69L32 70V72H30V69ZM98 68V69H97ZM111 68H112V70H111ZM122 68H124V69H122ZM179 68H181L182 70H184V71H181L180 70V72H179ZM184 68V69H183ZM1 69V68H0ZM43 69H45V71L43 70ZM53 69V70H52ZM82 69H84V70H82ZM96 69V70H95ZM139 69V70H138ZM143 69V70H142ZM159 69H162V70H159ZM186 69V70H185ZM6 70V71H5ZM16 70V71H15ZM35 70H37V71H35ZM75 70V71H74ZM83 71V75H82V72L81 71ZM120 70V71H119ZM167 70V71H166ZM177 71V73L175 72V71ZM52 73H54V74H52ZM90 71H91V73L93 72V74H90ZM114 71V72H113ZM121 71V72H122ZM157 71H158V73H157ZM10 72H12V74L10 75L9 73ZM16 74H15V73ZM64 72V73H63ZM65 72H69V73H65ZM72 72H78V74L76 73V74H70V73H72ZM85 72H86V74H85ZM105 72H102V73H105ZM140 72V73H139ZM22 73V74H21ZM25 73V74H26ZM46 73V74H45ZM107 73H105V74H107ZM160 73V74H159ZM40 74V73H39ZM41 74V75H42ZM57 74V75H56ZM163 74L161 75V76H163ZM6 75H7V77H6ZM56 75V76H55ZM65 75V76H64ZM67 75V76H66ZM72 75H74V76H72ZM77 75V76H76ZM85 75V76H84ZM88 75H91L92 76V78L93 79H91V76H88ZM144 75V76H143ZM1 76H3V77H1ZM9 76H10V78H9ZM12 76V77H11ZM16 76H17V78H16ZM54 76V77H53ZM14 77V78H13ZM53 77V78H52ZM63 77V78H62ZM75 77V78H74ZM100 77H102V78H100ZM5 78L6 79H10V80H5ZM13 78V79H12ZM49 79V80H48ZM44 80L42 81V82H44ZM190 80V79H189ZM189 80H187V81H185V82H183V83H181V85H182V87H183V89H187V88H191V87H193L195 84H197L198 82H199V78H195V80L194 79H192V80H190V82H189ZM2 81H0V84H1V82ZM193 81V83H191ZM197 81V82H196ZM100 82V83H99ZM196 82V83H195ZM98 83V84H97ZM189 83H190V85H189ZM94 84V85H93ZM96 84L98 85V86H96ZM103 84V85H102ZM90 85V86H89ZM126 85V84H125ZM185 85V86H184ZM189 87H188V86ZM101 86H103V87H101ZM117 86H120L119 88H117ZM136 87V86H135ZM134 87V88H135ZM181 87V88H182ZM106 89V88H108V89H110V91L111 92H113V93H111L109 90H104V89ZM122 88H124L123 90H122ZM127 88H129V89H127ZM133 88V90L135 91V92H138L139 90H137V89H139L138 87H136V89H134ZM97 89H98V91H97ZM103 89V90H102ZM117 89H119V90H117ZM126 89H127V91H126ZM98 92V95H99V97H98V95H96L97 93H96V91ZM87 91H90V92H87ZM95 91V92H94ZM103 91H104V96H105V98L107 97V99H105V98H102V97H104V96H101V95H103L102 93H103ZM115 91H117V93L115 92ZM109 92L111 93V94H109ZM124 93V95H123V93ZM129 92V94L130 95H128L127 96V93ZM86 93V94H85ZM95 94V96L94 95H92V94ZM101 93V94H100ZM108 93V94H107ZM122 93V94H121ZM90 94V95H89ZM116 94H117V96H116ZM113 95V96H112ZM122 95L124 96L123 98H122ZM86 96V97H85ZM92 97V101L91 100H89V99H91V97ZM94 96V97H93ZM132 96V97H131ZM88 97H90V98H88ZM113 97V98H112ZM116 97H117V100H116ZM126 97V98H125ZM127 97H128V99H127ZM164 97V98H163ZM115 98V99H114ZM133 98V99H132ZM166 98V99H165ZM168 98V99H167ZM105 99V100H104ZM164 99V100H163ZM170 99V100H169ZM124 100V101H123ZM127 100V101H126ZM108 103H107V102ZM112 101V102H111ZM152 101V102H151ZM154 101H157L156 103L154 102ZM116 102V103H115ZM123 103V104H122ZM31 137V136H30ZM67 141V142H66ZM67 143L66 144V146L67 147H70V149L68 148V149H66V151L62 154L61 153V157H62V159L64 160V159H66V157L67 156H69V155H72L78 148H77V146H79V143L77 142V141H69V140H63V141H61V144L62 143ZM73 150H75V151H73ZM70 151V152H69ZM65 156V157H64ZM71 157V156H70ZM69 158V157H68ZM67 158V159H68ZM27 175V177H28V175L30 176L31 174H26ZM26 175L24 174H21V175H16V177L15 176H13V177H11L10 178V181H12L11 183H13V181H14V179H15V182L14 183H17V181H19V182H21V181H23L25 178H27L26 177ZM22 176H24V177H22ZM22 177V178H21ZM18 182V183H19ZM16 203V202H15ZM12 204V203H10V205L9 204H7V205H4V208H0V210L2 211V213H1V211H0V218L2 217V219L4 220V222H9V224H8V226L9 225H14V223H16V222H12V220L14 219L13 218V215H16V214H18V211H13V212H10L11 210L10 209H12V207H14V209H21L22 207H29V206H31V204L30 203H23V202H21V203H23V204H21L20 202H17V204L18 205H16V204ZM27 204V205H26ZM12 205V206H11ZM20 206V207H19ZM11 207V208H10ZM10 208V209H9ZM10 210V211H8V213L6 212L7 210ZM24 209V208H23ZM4 210H6L5 212L7 213L6 215H4L5 214V212H4ZM12 214V215H11ZM36 214V213H35ZM10 215V218L8 217ZM63 214H61V216H62ZM4 216H7V217H4ZM17 216V215H16ZM15 216V217H16ZM61 216H59V217H61ZM11 217H12V219H11ZM2 219H0V220H2ZM6 219H8L7 221H6ZM10 220V221H9ZM57 220L56 221H53V222H49V223H47L46 224V222H42L41 224H39V221L38 220H36L35 221V223L33 222V223H31V225H29L28 224V227H29V230H28V227H25V229H22V231H24L23 233H26L27 231V233H26V235H24L23 233H22V231L21 230H19V232L20 233H22V236H21V234L19 233V235L18 236H16V238H15V241H17V242H20V244H22L21 246L19 245V248H14V247H12L13 249L11 250L12 252H14V253H12L11 251H9V250H7V249H0V264H11V262L13 263V264H15V263H17V260L19 261L20 259V257H23V258H25V256L27 255V257H26V259H31V258H35V256H36V258H38V257H40L41 255L43 256V252L44 253H46L44 250L43 251H41L39 254H37V253H34L33 252V248L34 247H41L40 245H42V239L43 238H45L46 237V235L44 236L43 234H45V228H47V229H49V228H51L55 223L57 224ZM39 225H38V224ZM58 223H60V222H58ZM7 224H6V226H7ZM33 224V225H32ZM34 224H36V225H38V226H36L35 227V225ZM50 224V225H49ZM44 226V228H43V226ZM46 225V226H45ZM34 226V227H33ZM40 226V227H39ZM30 227H31V229L33 230H31L30 229ZM33 227V228H32ZM38 227V228H37ZM39 228H40V230H41V228H42V230L41 231H39ZM2 228L0 227V231H2L1 230ZM27 229V230H26ZM37 230L39 231V233L37 232ZM255 231V234H256V231H260V230H258V228H256V230H255V228H254V230H253V232ZM31 232V233H30ZM44 232V233H43ZM31 234V235H30ZM254 234V233H253ZM252 234V235H253ZM254 234V235H255ZM257 234H259V233H257ZM256 234V235H257ZM34 237H33V236ZM43 235V236H42ZM253 235V236H254ZM37 236V237H36ZM38 236H40V237H38ZM18 237V238H17ZM27 237V239H25L24 240V238H26ZM42 237V238H41ZM5 237H2V238H0V239H4ZM33 238V239H32ZM35 238V239H34ZM39 239V241H38V239ZM253 238V237H252ZM30 240V243H29V240ZM255 239H259L258 241L259 242H257V240H255ZM28 240V242H26ZM254 241H255V244L253 245L252 244V246H253V248H252V250H250V248H249V254L252 252V254L254 255V253H255V255H256V253H258V252H263L264 251V240L262 239V237H261V239H260V237H258L257 238V236H256V238H254L253 239ZM261 240V241H260ZM26 242V243H24V242ZM31 241H33V242H31ZM36 241H38V242H36ZM257 242V243H256ZM35 243V244H34ZM38 243V244H37ZM26 244V245H25ZM31 244V245H30ZM29 247H30V249H29ZM23 248H25L24 250H23ZM19 249H21L22 251H20ZM27 249H28V251H27ZM26 250V251H25ZM256 250V252H254ZM4 251V252H3ZM17 251V252H16ZM18 251H19V254H18ZM23 251H25V253H23ZM31 251H32V254H31ZM8 252H10V255H9V253ZM254 252V253H253ZM3 253H5V254H3ZM6 253H8V254H6ZM16 253V254H15ZM27 253V254H26ZM11 254H14V255H11ZM22 254H24V256L22 255ZM31 254V255H30ZM20 255V256H19ZM22 255V256H21ZM45 255V254H44ZM15 256H17V258L15 257ZM32 256V257H31ZM41 256V257H42ZM250 256H252L251 254H250ZM1 257H2V259H4L5 260V263H4V260H3V262H2V259H1ZM16 258L15 259V262H14V259L13 258ZM31 257V258H30ZM12 258V260H10ZM10 260V261H9ZM18 264V263H17ZM262 264H264V263H262Z\"/></svg>",
  "mask_w": 264,
  "mask_h": 264
}]
</instances>
